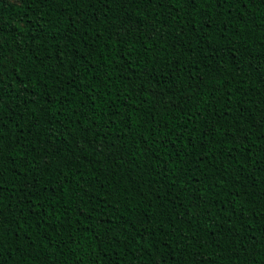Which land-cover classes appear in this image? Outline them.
Returning a JSON list of instances; mask_svg holds the SVG:
<instances>
[{
    "label": "trees",
    "instance_id": "16d2710c",
    "mask_svg": "<svg viewBox=\"0 0 264 264\" xmlns=\"http://www.w3.org/2000/svg\"><path fill=\"white\" fill-rule=\"evenodd\" d=\"M0 63V264H264V0H0Z\"/></svg>",
    "mask_w": 264,
    "mask_h": 264
},
{
    "label": "snow or ice",
    "instance_id": "6c2138e0",
    "mask_svg": "<svg viewBox=\"0 0 264 264\" xmlns=\"http://www.w3.org/2000/svg\"><path fill=\"white\" fill-rule=\"evenodd\" d=\"M19 3H23L25 2V0H18ZM32 2H38L39 4H52L55 3L56 0H32ZM81 3H87L89 5H91L92 0H80ZM114 3H120L122 4L124 7H127V3L128 2H136L139 3L140 0H113ZM145 3H151L152 0H144ZM230 2H232V0H212V3L215 4L216 6H218L219 8H224L225 5L229 4ZM237 3H244L245 5H247V3L249 2V0H236ZM196 0H186V4H195ZM129 20H125L124 21V27L126 30H131L129 28ZM203 23H207V21H204ZM5 68V65L3 63H0V113H2L5 110V101H4V82H3V69ZM77 79V77H72V83H74V81ZM62 91V89H61ZM17 99H19V97L17 96ZM35 101H33L34 103ZM23 103H26V101H24ZM52 103H57V101H52ZM17 107H19V105H17ZM15 112L10 113V115H15ZM6 117L0 115V160L3 159L4 157V152H5V148L6 145L3 143V132L2 129L5 126L6 123ZM17 128H19V125H17ZM211 135H215V131L211 132ZM10 146V145H7ZM13 163H15V161H13ZM41 166L44 168L48 167V161L47 160H43L40 162ZM25 164L27 165L26 170L27 171H31L32 167H34V165L28 161H25ZM199 181H197L198 183ZM23 202V198L22 201ZM5 223H7L5 217H4V209L0 208V254H3L4 252V247H5V243H6V237H5V232L6 229L4 227ZM45 247H47V245H45ZM192 264H203L202 261L197 260L195 257L193 258Z\"/></svg>",
    "mask_w": 264,
    "mask_h": 264
}]
</instances>
